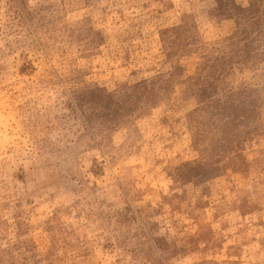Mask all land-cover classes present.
<instances>
[{
    "label": "rangeland",
    "instance_id": "374dc122",
    "mask_svg": "<svg viewBox=\"0 0 264 264\" xmlns=\"http://www.w3.org/2000/svg\"><path fill=\"white\" fill-rule=\"evenodd\" d=\"M0 264H264V0H0Z\"/></svg>",
    "mask_w": 264,
    "mask_h": 264
}]
</instances>
